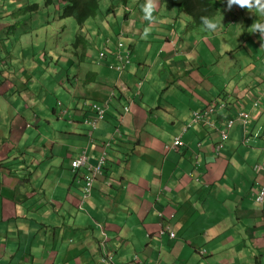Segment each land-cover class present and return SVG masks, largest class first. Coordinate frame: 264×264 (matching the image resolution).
<instances>
[{"label":"crops","instance_id":"obj_1","mask_svg":"<svg viewBox=\"0 0 264 264\" xmlns=\"http://www.w3.org/2000/svg\"><path fill=\"white\" fill-rule=\"evenodd\" d=\"M167 49L166 45L155 49L159 64L150 72L138 74L133 65L121 80L115 72L95 67L98 73L95 70L91 83L92 73L85 78L89 66L80 67L77 79L89 82L77 83V96L85 93L104 101L115 87L123 94L115 98L93 144L86 116L76 109L71 117L57 118L58 123L49 122L45 129L34 119L35 111L28 114L33 120L20 114L25 124L11 128L14 139H0V264H101L100 226L109 237L116 264H132L136 253L151 264H264V204L255 200L257 188L264 187V175L253 168L264 157V114L261 110L255 116L254 110L249 145L237 122L216 153L217 131L203 124L184 128L195 111L219 97L211 92L218 88L219 74L229 70V59L222 61L216 51L212 72L218 73V80L213 87L196 75L190 77L188 71L194 68L176 82L167 73L158 77V69L190 65L174 62ZM229 85L221 90L228 86L230 93L221 91L218 100L228 99L236 110L246 104L252 111L247 92L254 89L247 90L246 83ZM263 91L264 87L254 94L261 99ZM181 100L190 101L194 110L181 106ZM128 105L131 111L125 112ZM233 111H221L219 118L211 119L226 120ZM6 130L4 134L10 131ZM179 135L185 145L176 149L173 143ZM112 137L116 141L109 146ZM84 149L92 165L107 153L104 175L88 199L86 170L71 168V159ZM6 152L13 157L7 158ZM230 183L235 186L232 192ZM166 221L177 233L173 241L160 234Z\"/></svg>","mask_w":264,"mask_h":264},{"label":"clouds","instance_id":"obj_2","mask_svg":"<svg viewBox=\"0 0 264 264\" xmlns=\"http://www.w3.org/2000/svg\"><path fill=\"white\" fill-rule=\"evenodd\" d=\"M118 1L120 3L122 2L123 4V6H118V8L122 7L124 11L121 17L119 14L116 13L117 10L113 9L117 7L114 4L107 11V28L109 31L108 35L91 33L92 30L88 29V26L97 22L96 20L99 18V16H97L96 14L95 17L98 18H95L93 22H90V19L94 17L89 18L83 26H80L76 22L81 28H84V32H80V34H77V38L75 40L70 41L69 38V41L65 45L63 51H61V48L58 47L55 52H49L47 50V47H44V45L40 43L42 40H44V34L49 33L50 29H45L44 27L41 28L42 31L39 32L38 22L42 18L44 8H47V10L50 12L53 6L56 9V15H58L59 13L61 19L73 18L64 16L65 9L68 7L67 2L65 0H53L52 2L50 0H0V42H2V45H0V50L2 52L0 58V65L5 67V71L2 72L3 74L2 76H0V97H3L5 96V94H7L3 93V90L5 88L6 90H11L12 97L18 95H21L22 97V102H17L15 100L13 102H9L8 104H4L0 101V116L1 112L7 111L13 106H21L20 111L21 108L30 111L29 108L32 107L33 103H38L40 105L47 103L52 93V90L46 89L45 91L40 92L38 95L33 93L32 90L35 86L45 87L46 85L50 84L49 81L56 80L58 82V86H62L64 100L58 101L59 113H57V109H54L53 112L57 114V118H59L60 120H64L66 115L71 117L69 114L75 109L78 110L80 114L85 115L86 118L84 120V123L88 126L89 129L88 138L90 144H93L95 141L94 134L98 130L100 124L106 119L109 110L113 108L116 102L115 98H121L123 94L120 91V87H117L118 89H116L115 87L112 94L108 93L104 101L95 100L92 96L87 95L85 93H81L78 96L76 95V92L78 91L77 83H85L88 85V80L82 82L81 80L77 79V77L80 73V67L89 65L88 61L91 57V54L93 52L98 54V58L95 63L96 65L94 64L96 68L108 69L113 73L115 72L118 75L119 80H121L124 75H129L130 69L134 65V59L136 55L134 45L131 44L129 47H127L126 44L123 42V39L127 34H131L132 36L143 39L144 41H151V37H155V40H157L158 42L159 40H163L165 41V43L166 41H168V44L171 47V50L168 52L169 57H173V60L176 63H187V60H185V58L195 56L197 54V51L201 48L204 49L202 52H200V54H203L202 57H204L205 59H209L210 55L215 54V59L217 61L218 52L216 51L221 52V47L213 45L212 41H214V35L212 34L211 39L210 32L213 33L219 28L218 22L213 20H215L220 13H224L225 11L231 19L230 25L236 24L235 20L237 17L245 18V24L247 26H250L248 31L244 32L245 37L258 41V45L260 46L263 53L259 56L255 52L254 54L251 53V56L249 57L251 62L246 66L245 69L242 68L239 72L234 71L233 79L228 82V84H230L229 86H234V83H236L239 87L241 83H246L247 90H256L264 87V0H225L224 3H222L221 1V9L216 17L210 18L207 16H202L200 18L201 23L198 24L197 27L193 28L188 33H185V28L182 31L179 30L180 27H176L174 29L168 28V30L161 28L163 18L160 15L154 14V11L156 10L161 0H137L136 16H133V12L130 13L129 11V7L132 4V0ZM106 3L107 0H105L104 4ZM62 4H65V7L62 6ZM98 4V9H100L101 0H98ZM144 4L146 6H144ZM253 13H255L259 18L255 17ZM174 15L175 13L173 14V16ZM110 16H113V19L111 21L109 20ZM115 19H117L116 24L118 25V29H116L112 23ZM104 21H106L105 18ZM139 23L140 26L138 25ZM175 25L176 21L171 26ZM159 27L162 30H159ZM9 34H12L13 36L12 45L14 50L16 49V55H19L20 52L22 54L23 59H16L14 61L11 60L12 51L11 49H9ZM30 34L31 39L29 40L28 35ZM80 35H83L89 42V48L85 50L86 53L84 61H81L82 54L80 55V52H82V49H77L76 47V44L79 43ZM93 35H95L96 37H100L101 35H103L104 37L102 41H100L99 38L93 40ZM34 36L36 37V39L34 38ZM32 42H34V44H31ZM187 46L191 47V50L189 52L185 51ZM72 47L75 48L79 56L76 54V52L71 50ZM246 51L247 50H243L245 55L248 54L246 53ZM227 52L229 54L231 52L232 54L234 51L228 48ZM63 54H68V56L76 55L77 59L73 60L71 57H69L67 63L64 64L61 60ZM202 57H199V59H201ZM3 58L9 59V61L3 63L1 62V59ZM224 59L229 58H225L224 56H222V61ZM213 64H216V62H214ZM189 65L192 66V64ZM95 67L92 68L91 66H89L90 71L85 74L86 79L89 77L88 73H92L94 75L92 77L93 80L91 81V83H93L96 78L95 70L98 73ZM21 70L26 77L21 75ZM229 70L231 71V64ZM229 70L224 72L225 81L228 80L231 74ZM74 71L77 73H75ZM171 72L173 71L171 70ZM38 74H40V77L43 79L42 81H39L36 78L38 77ZM63 74H66V77L62 80ZM247 77L248 80L245 81ZM252 80H254V82ZM138 84L140 87L143 86V81H139ZM59 87L56 89L57 92L61 91ZM116 90L120 92V95L117 94ZM254 90L247 92L253 102L252 111H248L246 109V104L241 105L240 108L236 110L235 107H233L232 104L227 101V98V100H225L224 98L218 100L221 97L220 93V95L218 94L219 97L215 98L210 102H206V106L204 107V109L195 111L193 113L192 121L184 128V131H187L188 128L197 124H203L204 126L211 128L214 131H217V133L219 134V141L215 143L214 151L216 153H219L229 140L230 134L236 123L241 122L244 128L243 142L244 144L249 145V143L251 142L250 126L253 122L254 110L258 113H260L262 110V113L264 114V108H262V98H264V91L262 92L263 94H261L262 97L260 96L261 99H259L254 94ZM223 92H225L224 94L226 95L230 93L228 86ZM211 108H214L215 111L213 114L207 115L206 121L203 120L198 123L194 122L195 113H205L208 112ZM231 109L235 110L232 112V114L235 112L232 117L227 118L226 120H221L220 122H217V119H211L212 116L219 118V116L221 115V111H229ZM31 110H33V108H31ZM124 110L125 112H130L131 105L124 107ZM87 113L91 114L87 116ZM242 113H247L250 115V119L248 120L247 124L244 123L245 121L241 117ZM24 116V118H26L27 120L28 114L24 113ZM33 116L35 120H38L39 125L41 121L37 113H35ZM14 117H21L20 113L15 112L12 118ZM28 120H33V118ZM228 121H233L234 123L232 128L228 131V138L225 141H222L221 135L223 129L225 128V124ZM47 122L49 123L50 121ZM208 122H212L214 126L212 127L211 125H209ZM5 126L8 127L3 122H0V139L1 141L7 142L9 140H12L11 137H13V139L15 137V130L11 129L14 128V123H12V119L9 123L10 131L8 134H4V131H7ZM42 127L43 126H41V128ZM37 128H39V126H37ZM114 141H116V139L115 137H112L108 145L110 146ZM220 144H222V147L218 150L217 147ZM184 145L182 147H184ZM1 151H3V149L0 147V152ZM84 152H86L87 155V165L75 167L74 162L76 160H79ZM26 153H28L27 150H25L24 154ZM6 156L7 158L13 157L7 152ZM102 160V167L100 171L95 174V171L92 169V167L94 168L99 166ZM106 162L107 153H105L98 160V164L92 165L89 162L87 149H84L77 158L71 159V168L73 171L79 172L83 169L86 170V173L83 175L84 180L86 181V185L84 187V199H88L89 197H91L96 182L100 180L99 178L101 177V175H104V166ZM260 165H264V157L259 163L255 164L253 167L254 172L256 174L264 175V170L258 169V166ZM263 191L264 187L257 188L255 200L258 204H264V199L262 201H259V198L261 197L260 194ZM160 218L164 220L163 213H160ZM100 228L101 237L98 247V252H100V262L101 264H116L115 253L111 248L112 246L110 244L109 237L105 229L102 226H100ZM160 234H167L172 241L177 238V233L174 231L173 225L171 223H167V221L162 223V229L160 231ZM131 263L151 264L150 262L144 260L139 253H136L133 256Z\"/></svg>","mask_w":264,"mask_h":264},{"label":"rangeland","instance_id":"obj_3","mask_svg":"<svg viewBox=\"0 0 264 264\" xmlns=\"http://www.w3.org/2000/svg\"><path fill=\"white\" fill-rule=\"evenodd\" d=\"M104 2L105 0H101V6L97 14L99 18L94 17L90 19V22H93L95 18H98L96 20L97 22L88 26V29L92 30V32L90 31L91 33L108 35L109 31L107 28V11L110 9V7L113 4L117 6L116 8H113V9L117 10L116 13L122 17L124 9L122 7L118 8V6H123L122 2L120 3L118 0H107L106 4H104ZM62 6L65 7V4H62ZM136 6H137V0H132V4L129 7V11L130 13L133 12V16H136V13H137ZM144 6L146 5L144 4ZM104 18L106 21H104ZM112 19H113V16H110L109 20L111 21ZM116 21L117 19H115L112 23L114 27L118 29V25L116 24ZM177 21L181 23V28H179V30L182 31L185 26V17L183 16L182 20H177ZM213 21L218 22L219 28L213 33L210 32L211 39H212V34L214 35V38H213L214 41H212V43L213 45H216L217 47H221V52H220L221 55L224 56L225 58H229L230 64H231V74L227 81L224 80L225 78L224 72H221V74H219L220 81L218 84V88L214 87L213 91L211 92L212 94L216 95V94H220V92L223 91V88L221 90V87L225 86L227 82H230L233 79L234 71L239 72L242 68L244 69L246 68V66L251 62V60L249 59V57L251 56V53L254 54L255 52L258 56L263 53H262L260 46L258 45L259 44L258 41L245 37L244 32L248 31V29L250 28V26H247L245 24V18L237 17L235 20L236 24L230 25L231 19L227 15V12L225 11L224 13H220L216 17V19ZM38 24H39V28H38L39 32H41L42 31L41 28H44V27L45 29H48V28L50 29L49 33L44 34V40H42L40 43V44H43L44 47H47V50L49 52H55L58 49V47H60L61 51H63L65 45L69 41V38H70V41L75 40L77 38V34H80V32L81 33L84 32L83 31L84 28H81L73 18L61 19L59 13L58 15H56V9L54 6L51 8L50 12L47 10V8H44L43 13H42V18L39 20ZM138 25L140 26V23ZM28 37H29L28 39L30 40L31 34L28 35ZM103 37H104L103 35H101L100 37H96L95 35H93V40L99 38V40L102 41ZM34 38L36 39L35 36ZM12 39H13L12 34H9L8 43H9V49H11L12 51L11 60L14 61L16 59H23L22 54L20 52H19V55H16V49L14 50L13 48ZM150 39L152 40L144 41L143 39L136 38L132 36L131 34H127L125 38L123 39V42L126 44L127 47H129L131 44L134 45V50L136 54L135 59H134V66H135V71L138 74L143 73L145 75L147 72L151 71V68H153L155 64H159V61L156 63V59L159 56L158 54L155 53V49L157 47L166 45L168 48L167 52L170 51V46L168 44V41H166L165 43V41L159 40L158 42L157 40H155V37H151ZM31 44H34V42H32ZM40 44H37V45H40ZM0 45H2V42H0ZM248 47L251 48V53H248L247 55H245L243 50H248ZM190 48L191 47L187 46L185 51L189 52L191 50ZM228 48L232 49V51L234 52L232 54L230 52L229 54L227 52ZM71 50L76 52L74 47H72ZM203 50H204L203 48L199 49L196 54L197 56L195 55L193 57L185 58V60H187V63L192 64V66L182 67V68L176 67L175 69L169 68L167 66H163V67L161 66V68L158 69V77H160L161 73H164V74L167 73L168 75L167 77L170 80H173V81L176 80V82H178L179 78H181L183 73H185L190 68H194L191 71H188L189 72L188 75L190 77L191 75H196L198 78L204 79L205 81H207V83L212 84V87L215 86L218 80V73H216L215 71L213 73L212 70L215 67V64L213 63L215 62L216 56L215 54H212L210 55L209 59H205L204 57H202L203 54H200V52H202ZM1 54L2 52L0 50V58H1ZM152 54H153V57H152ZM69 57H71L73 60L77 59L76 55L68 56V54H63V57H61V60L63 61L64 64L67 63V60ZM199 57H202V58L199 59ZM97 58H98V54L93 52L88 61L89 65L87 66L95 67ZM8 61L9 59H5V58L1 59V62L3 63L8 62ZM4 68L5 67L0 65V76H2L3 74L2 72L5 71ZM172 69H173V72H170ZM137 73L135 74L134 78L139 77L137 76ZM172 73H174L175 76H172ZM21 75L25 76L22 73V70H21ZM65 77H66V74H63L62 80L65 79ZM36 78L39 81L43 80L40 77V74H38V77ZM139 79L140 78H138V80ZM246 80H248V77L245 79V81ZM49 82L50 84L46 85L45 87L35 86L32 90V92L35 93L36 95H38L42 91H45L46 89L52 90V93L47 103L41 104V105L38 103H33L31 107L35 111L34 114L37 113V115L39 116V119L41 121V126H43L41 129L50 127V124L47 121H50L53 124L58 123V121H56L57 114H54L53 110L57 109V113H59L58 101L64 100V96H63L64 93L62 90V86L59 87L58 82L56 80L54 81L51 80ZM58 87L61 89V91L59 92H57L56 90ZM231 87H233V85H231ZM3 93H7L5 94V96L0 97V101L4 104H8L9 102H13L15 100L17 102H22L21 95L12 97L11 90L9 89L6 90L5 88L3 90ZM118 94H120V92H118ZM156 94L159 97L158 92ZM188 98L192 99V97H188ZM183 100H181L180 102L181 106H187V107L189 106L190 110L193 111L194 107L193 108L191 107L190 101L184 102ZM20 107L21 106H13L9 108L7 111L1 112L0 122H3L5 125L8 126V128H9V123L11 119H12V123L17 125L18 128L20 127V125H24L25 123L22 122L18 117H14V118L12 117L14 116L15 112L20 113V114H24V113L32 114L33 110L28 111V110H24V108H21V111H23L21 112ZM259 114L260 113L256 112L255 116ZM30 118L31 117L28 116V119ZM32 133L33 131L29 130L28 136H31ZM22 140L23 142L27 143L26 139H22ZM13 153H16V152L13 151ZM225 185H228V184L225 183ZM229 188L231 192L235 190V186L232 183L229 184ZM201 213L203 214V211H201Z\"/></svg>","mask_w":264,"mask_h":264},{"label":"trees","instance_id":"obj_4","mask_svg":"<svg viewBox=\"0 0 264 264\" xmlns=\"http://www.w3.org/2000/svg\"><path fill=\"white\" fill-rule=\"evenodd\" d=\"M51 2L53 0H50ZM67 2V8L65 9V17H73L76 22L83 26L86 21L95 17L98 14V0H65ZM225 0H161L158 4L155 15H160L163 18L161 28L166 30L174 29L176 27L181 28V23L177 20H182L185 17V33L190 32L193 28L197 27L201 23V17L207 16L214 18L218 15L221 9L222 3ZM175 15L173 16V14ZM255 17L259 18L255 13ZM176 21L175 26H171ZM164 26V27H162ZM159 27V30H162ZM77 49L81 48L82 60L85 59V50L89 48V42L87 39L80 35L79 43L76 44ZM246 53H251V48L248 47ZM76 54L79 56L78 52ZM167 66V65H165ZM168 67V66H167ZM171 72V71H170Z\"/></svg>","mask_w":264,"mask_h":264},{"label":"built area","instance_id":"obj_5","mask_svg":"<svg viewBox=\"0 0 264 264\" xmlns=\"http://www.w3.org/2000/svg\"><path fill=\"white\" fill-rule=\"evenodd\" d=\"M215 111L214 108H211L208 112H205V113H195L194 115V122L198 123L200 121H206V118H207V115L209 114H213ZM241 117L244 119V123L247 124L248 123V120L250 119V115L247 114V113H242L241 114ZM209 123V122H208ZM233 121H228L226 124H225V128L223 129V132H222V141H225L227 138H228V131L232 128L233 126ZM209 125H211L212 127L214 126V124L211 122L209 123ZM184 145L183 141H182V136H179L175 139V142H174V145L173 147L178 149L180 147H182ZM222 147V144H220L217 149L219 150L220 148ZM102 163H103V160L101 161L100 165L97 166V167H92V169L95 171V174L98 173L102 167ZM87 165V155H86V152L83 153L82 157L79 159V160H76L74 162V166L75 167H81V166H85ZM260 170H264V165H260L258 166ZM90 185V183H89ZM260 198H259V201H262L264 199V191L260 194Z\"/></svg>","mask_w":264,"mask_h":264}]
</instances>
